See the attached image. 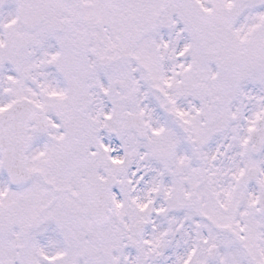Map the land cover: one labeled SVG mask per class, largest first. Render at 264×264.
<instances>
[{
    "label": "snow or ice",
    "instance_id": "1",
    "mask_svg": "<svg viewBox=\"0 0 264 264\" xmlns=\"http://www.w3.org/2000/svg\"><path fill=\"white\" fill-rule=\"evenodd\" d=\"M0 264H264V0H0Z\"/></svg>",
    "mask_w": 264,
    "mask_h": 264
}]
</instances>
